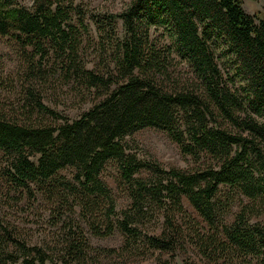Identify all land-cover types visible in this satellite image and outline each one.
<instances>
[{
    "label": "trees",
    "instance_id": "trees-1",
    "mask_svg": "<svg viewBox=\"0 0 264 264\" xmlns=\"http://www.w3.org/2000/svg\"><path fill=\"white\" fill-rule=\"evenodd\" d=\"M241 6V0H131L116 15L92 19L98 33L92 42L75 0H31L29 9L0 0V38L12 39L28 67L57 54L65 82L91 104L71 120L39 101L21 105L20 119L0 108V202H38L37 194L40 201H72L91 225L96 220L89 203L101 202L106 224L99 236L114 228L133 236L160 219L162 236L146 240L162 249L175 240L173 214L186 216L184 199L211 232L194 236L202 254L210 247L217 256L235 255L229 250L245 262L261 257L264 228L249 217L264 211V12L249 16ZM150 27L162 29L159 41ZM83 41L95 47L89 69ZM144 128L165 132L202 167L165 170L137 158L125 138ZM107 162L128 194L124 210H114L99 180ZM65 168L74 170V186L56 176ZM143 171L146 179L139 178ZM220 187L240 203L229 226L220 222ZM78 248L67 247L72 260H52L0 216V264H82L86 253Z\"/></svg>",
    "mask_w": 264,
    "mask_h": 264
},
{
    "label": "rangeland",
    "instance_id": "rangeland-1",
    "mask_svg": "<svg viewBox=\"0 0 264 264\" xmlns=\"http://www.w3.org/2000/svg\"><path fill=\"white\" fill-rule=\"evenodd\" d=\"M15 1L26 9L31 6V0ZM130 1L75 0L79 9L85 12L82 21L87 25L88 39L92 42H96L98 39V33L92 22L93 18L99 19L104 13L116 15ZM241 3L242 10L249 16L257 12H264V0H241ZM114 29L117 36H120L122 32L120 20H114ZM149 34L152 39L159 41L163 36V31L160 27H150ZM105 35L108 33L106 32ZM81 38L85 39L84 36ZM164 41L165 39H162L160 43ZM85 46L86 44H84ZM94 48L93 45L82 49L86 55V61H88V64L84 66L85 69H89L92 65V57L95 55ZM25 55L12 39L0 38V108L14 112V115L20 119L22 117L20 114L21 105L39 101L48 109L68 120L78 117L81 112L90 108L91 104L90 100H87L88 98H85L86 102L81 100V93L84 92L65 82L60 58L57 54L50 52L48 60L31 67H28L29 61ZM37 70H40L41 73ZM26 71H29L30 74H25ZM38 74L39 78L36 76ZM27 76H35L37 79L29 82L26 80ZM84 96L86 97V95ZM40 120L46 124H53V121L46 116H41ZM125 141L133 148L132 151L137 158L158 165L165 170L190 172L202 167L201 161L194 162L190 156L183 155L178 145L161 130L144 128L133 133L130 137H126ZM2 167L0 164L1 170ZM73 173V169L65 168L58 171L56 176L74 186L76 183L72 177ZM147 176L148 172L143 171L139 174V178L142 179H146ZM98 177L109 192L114 210L126 209L130 200L124 188L116 182L115 165L112 162H107ZM2 186L3 180L1 179L0 187ZM221 188L217 195L218 213L221 225L229 226L239 211L240 203L234 194L226 197L224 194L227 193V190L223 191ZM40 199L42 197L37 194L38 202L31 199H24L16 205L12 200H8L6 203L0 202V216L6 227L11 228L15 235L21 236L28 244L45 251L52 260L62 257L65 261L72 260L66 256V249L74 245L86 253L83 260L85 262L82 264H156L157 261L165 264H264V254L258 258L247 257V262L243 258H239V254L229 250H226V253L235 254L238 257L235 255L231 257L217 256L220 254L213 253L210 247L206 250L207 254H202L200 244L194 236L196 233L204 235L206 232L209 234L211 232L184 199H182V205L186 216L173 214L172 223L176 228L172 232L171 238L175 240L162 249L152 248L146 240V236H162L163 227L160 219L152 220L150 224L140 227L133 236H127L115 228L110 235L99 236L96 233L105 232L106 224L101 219V202L89 203V208L94 211L96 220L95 224L91 225L90 221H87L88 219L79 214L78 208L72 204V201L64 205L63 201L55 198L50 201H40ZM259 211L261 209L256 210V212ZM110 220L114 222L113 217ZM249 220L264 228V211L259 212L257 216L249 217ZM164 234L166 235V233ZM73 263L71 262V264Z\"/></svg>",
    "mask_w": 264,
    "mask_h": 264
}]
</instances>
